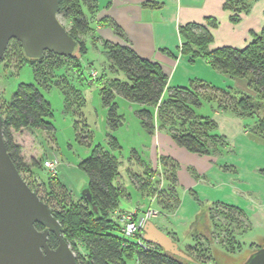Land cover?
<instances>
[{"label":"trees","instance_id":"16d2710c","mask_svg":"<svg viewBox=\"0 0 264 264\" xmlns=\"http://www.w3.org/2000/svg\"><path fill=\"white\" fill-rule=\"evenodd\" d=\"M254 2L255 0H226L224 7L232 11L233 21H239L242 13L248 12ZM97 12V0H60L59 14L71 23V27L66 28L78 41V49L71 55L46 51L41 58H29L22 44L17 39H12L21 45L25 55L24 61L35 67L37 82H21L12 99L0 106L8 152L22 176L25 171L34 173L36 167L42 168L40 160H33L32 165L24 161L21 146L15 142L13 131L24 127L48 131L54 129L53 123L48 119L53 115L52 105L42 93L38 79L41 72L44 73V65L59 62L63 65L66 62L74 68H79L81 74L82 57L89 51L86 36H89L95 45L99 44L100 39L106 60L97 82L100 84L103 105L107 108L110 133L109 147L97 143L93 146L91 154L79 162V167L89 175L85 188L90 192L91 198L80 195L78 199H74L59 175L48 173L45 178L39 173L42 177L43 193L23 177L39 196L51 205L54 215L63 226V235L76 253L80 264H189L187 259L167 252L157 244L146 241L147 247L143 246L139 242V239L144 240L142 233L126 237L122 223L114 217V211L120 207L122 197L127 193L124 185L115 182L120 174V159L114 151L121 150L122 144L111 131L117 130L125 120L124 114L119 111L116 97L121 95L131 102L143 105L138 110V116L149 133L155 132L157 122L160 126L166 125L168 132L179 145L194 152H210V141L220 139V136L212 133L215 126L213 120L197 112V108L205 101L213 103L215 109L253 118V132L264 138V27L255 32L251 41L243 48H211L213 36L207 25L187 23L181 26V50L190 60L202 57L233 78L246 77L251 91L228 90L209 82L197 81L190 86L173 87L170 94L166 95L164 92L168 85V74L161 64L140 56L131 46L99 36L96 33V23H107L117 34H125L112 19L103 17L98 20ZM207 24H213V20L209 19ZM55 67L61 66H53L54 71ZM120 72L125 74L124 78L119 76ZM53 78L50 79L51 82ZM47 85L50 86L51 83ZM73 89L78 93V89ZM203 91L209 93H202ZM170 117L172 124L168 122ZM156 174V169L147 164L144 172L138 175V188L147 191V195H152L158 190L159 179ZM168 179L171 183L175 182L174 169ZM163 191L168 197L160 194L157 199L158 206L162 211L174 210L180 200L175 186H166L160 189L159 193ZM209 211L212 231L221 233L218 230L223 229L222 232H226V235H219L223 249L234 252L241 248L240 242L237 246L231 244L236 241V236L229 226L231 223L240 224L243 218L248 221L244 211L219 203L213 204ZM218 215L228 221L226 226L216 219ZM37 227L43 229L44 226L38 223ZM48 242L51 247L58 245L55 233L51 232ZM201 244L200 240H197L195 244L188 246L187 252L198 263L211 264L214 258L211 247H203ZM254 246L256 248V245ZM260 246L262 245H258L257 249Z\"/></svg>","mask_w":264,"mask_h":264},{"label":"crops","instance_id":"0c3cea01","mask_svg":"<svg viewBox=\"0 0 264 264\" xmlns=\"http://www.w3.org/2000/svg\"><path fill=\"white\" fill-rule=\"evenodd\" d=\"M225 1L97 0V19H112L122 28L125 36L117 34L107 23H96V33L112 42L131 46L140 56L159 62L168 74V85L164 92L166 95L170 94L173 87L190 86L197 81L209 82L223 89L248 92L251 88L246 77L233 78L205 58L190 60L181 50L180 27L187 23L207 25L213 36L211 48H243L251 41L253 34L264 27V0H255L250 10L242 13L239 21L232 20L233 13L224 7ZM209 19L213 20V24H207ZM139 105L137 115L143 107ZM213 105L205 101L197 110L199 114L213 120L215 126L212 133L220 136V139L210 141V152H194L179 145L168 132L167 126L158 125L156 120L155 132L149 133V153L142 156L135 149L136 170L129 168V177L120 171L115 180L127 188L122 200L130 207L146 209L154 206L160 211L151 220L171 235L185 251H188L189 245H193L187 240L189 236L199 241L200 235L211 233L209 210L215 203L238 207L252 224L264 227V138L253 132V118L215 109ZM13 136L21 146V154L26 163L32 165L33 160L40 159L42 146L45 145L38 140L42 137L40 131L24 127L13 131ZM36 136H39L37 140L34 139ZM147 164L156 169L159 179L158 190L152 195L138 188V175L144 172ZM173 169L176 180L171 183L168 176ZM131 184L137 193L135 198L129 189ZM172 185L179 195V205L172 211H162L157 199L160 194L167 196V193L159 191ZM132 208H124L121 203L117 210ZM202 219L205 228L199 226ZM182 225H186V240L180 236ZM182 243L185 248L181 246Z\"/></svg>","mask_w":264,"mask_h":264},{"label":"rangeland","instance_id":"374dc122","mask_svg":"<svg viewBox=\"0 0 264 264\" xmlns=\"http://www.w3.org/2000/svg\"><path fill=\"white\" fill-rule=\"evenodd\" d=\"M59 18L67 28L71 27V23L61 14H59ZM86 39L88 40L89 51L82 57L83 71L81 74L78 71L79 68H74L66 62L63 65L59 62L52 65L46 63L43 69L44 73L41 72L38 77L42 86L41 91L52 105L53 115L49 116L48 119L53 123L54 129L48 131L42 128H32L40 131L42 136L41 138L36 136L34 139L37 140L39 138L38 140L41 144L42 142L45 143L42 146L43 152L39 159L42 162V168L36 167L34 173L23 172L25 179L43 193L42 177L39 173L47 178L50 172L47 168L44 169L45 164L43 163L49 156L57 158L59 160L58 175L71 191L74 199L80 197L89 182V175L79 167V162L91 154L95 144L102 143L104 146L109 147L108 133H110V129L107 122V108L103 105L100 84L97 82L104 66L106 55L102 51V41L100 39L97 45L92 43L89 36H86ZM24 57L25 55L19 42L11 40L3 59L0 61L1 107L3 103H8L12 99L21 82H37L35 67L25 62ZM55 65L61 67H55L56 70L54 71L53 66ZM95 71L98 72L97 77L93 75ZM119 76L124 78L125 74L120 72ZM51 78H53L52 82L50 81ZM49 83H51L50 86L47 85ZM73 87L78 89V93ZM66 92L68 93L66 94ZM202 93L209 92L203 91ZM116 100L120 104L119 110L124 113L125 120L122 126L111 132L122 144V149L114 152L120 157V171L126 176L129 168L135 169L137 165L134 150L137 149L142 156L149 153L151 136L143 128L137 115L136 111L140 106L139 103L130 102L118 95ZM208 108L211 109L210 106ZM262 114L264 115V112ZM169 119L168 122L172 124L173 120L171 117ZM129 189L133 192V197H137L132 184ZM121 203L124 208H132L123 200ZM118 211L126 210L118 209ZM114 217L117 218L116 214H114ZM216 219L225 224V226L227 225L228 221L219 215ZM205 221H207V218H205ZM205 221L203 219L200 220L199 226L201 228H205ZM241 221L240 224L231 223L229 226L233 229L236 236V241L231 244L237 246L239 242L242 243V247L234 252L226 251L219 244V235H226L225 230L222 232L223 229L218 230L221 233L215 231H211V233L205 232L198 237L200 243H202L201 246L209 245L211 247V253L214 257L211 264H245L249 256L257 249V246L264 244V227L252 224L249 219L246 221L243 218ZM182 226L180 236L182 240H186V225ZM187 240L191 244L197 242L192 239V235ZM252 243L256 245V248ZM181 246L185 248L183 243ZM187 261L189 264H200L194 260L187 259Z\"/></svg>","mask_w":264,"mask_h":264},{"label":"water","instance_id":"95a60500","mask_svg":"<svg viewBox=\"0 0 264 264\" xmlns=\"http://www.w3.org/2000/svg\"><path fill=\"white\" fill-rule=\"evenodd\" d=\"M60 0H0V61L12 39H17L29 58H41L46 51L71 55L78 41L59 18ZM82 196L91 198L87 188ZM44 227L39 229L37 224ZM142 233L145 241L184 259L194 260L171 235L148 220ZM51 232L58 245L51 247ZM0 264H80L63 226L18 170L11 158L3 134L0 112ZM245 264H264V244Z\"/></svg>","mask_w":264,"mask_h":264},{"label":"built area","instance_id":"2783aa9c","mask_svg":"<svg viewBox=\"0 0 264 264\" xmlns=\"http://www.w3.org/2000/svg\"><path fill=\"white\" fill-rule=\"evenodd\" d=\"M94 77L98 76V72H93ZM47 170L51 175H58L59 173V160L57 158L48 157L44 162ZM160 211L153 206H150L146 209H133L126 211H118L115 210L114 214H116L117 219L122 223L123 233L126 237H134L138 233H142L143 228L146 222L150 219L158 216ZM139 242L147 247V243L145 240L139 239Z\"/></svg>","mask_w":264,"mask_h":264}]
</instances>
